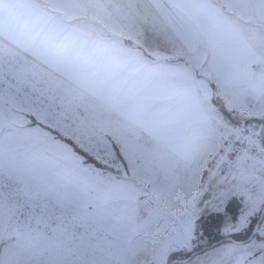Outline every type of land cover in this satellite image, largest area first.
Wrapping results in <instances>:
<instances>
[{"label":"snow or ice","instance_id":"obj_1","mask_svg":"<svg viewBox=\"0 0 264 264\" xmlns=\"http://www.w3.org/2000/svg\"><path fill=\"white\" fill-rule=\"evenodd\" d=\"M0 264H264V0H0Z\"/></svg>","mask_w":264,"mask_h":264},{"label":"rangeland","instance_id":"obj_2","mask_svg":"<svg viewBox=\"0 0 264 264\" xmlns=\"http://www.w3.org/2000/svg\"><path fill=\"white\" fill-rule=\"evenodd\" d=\"M26 37H27V29L25 28L23 33L17 38L20 41H23ZM5 44L7 45V40L5 41ZM20 55L21 56L26 55V53H24L23 47L20 49ZM40 56L44 61L42 65L43 67L42 75H44L45 77L50 75L51 77L54 78L60 75L61 72H64L65 73L64 78L66 80H69L73 88H80L84 85V80L79 74L73 73L69 77L67 73L66 65L63 62V60H56L50 57L48 55L47 49H41ZM141 86L142 87H164L162 83H153V81L150 78H145Z\"/></svg>","mask_w":264,"mask_h":264},{"label":"crops","instance_id":"obj_3","mask_svg":"<svg viewBox=\"0 0 264 264\" xmlns=\"http://www.w3.org/2000/svg\"><path fill=\"white\" fill-rule=\"evenodd\" d=\"M152 11L155 13V10H152ZM160 20H161V23H164L165 22L164 19H163V17H161Z\"/></svg>","mask_w":264,"mask_h":264}]
</instances>
